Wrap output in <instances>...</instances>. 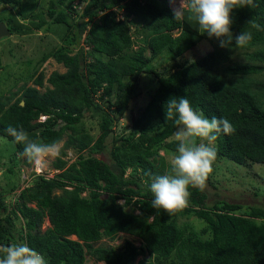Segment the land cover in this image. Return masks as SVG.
<instances>
[{
    "label": "trees",
    "instance_id": "16d2710c",
    "mask_svg": "<svg viewBox=\"0 0 264 264\" xmlns=\"http://www.w3.org/2000/svg\"><path fill=\"white\" fill-rule=\"evenodd\" d=\"M76 1L85 4L81 11ZM0 3L8 11V5L22 7L21 17L11 11L1 20L11 34L32 33L48 21L62 25L52 28L62 43L40 64L54 58L66 67L52 72L47 84L45 72L37 74L36 67L29 76L33 85L0 93V135L14 141L6 131L11 125L44 142L67 136L52 177L31 170L34 184L21 191L18 176L9 181V190L0 185V246L27 243L48 264H85L88 255L105 264H168L174 258L177 264H264V206L220 198L210 202L205 189L190 187L188 205L169 214L151 207L149 190L152 178L169 167L161 151L178 146L170 139L174 120L165 119L164 105L173 97L184 96L206 117L226 118L233 125L232 134L221 133L215 142V161L264 163V0L232 11L233 41L227 48L186 17L174 19L172 7L161 0H50L43 17L33 20L36 3ZM241 31L251 32L252 39L237 48ZM204 38L212 51L179 60ZM236 50L245 54L243 61L231 62ZM165 53L170 58L159 70L152 62ZM146 73L154 75L157 87L136 109ZM129 110L135 112L130 130L117 132ZM15 145L8 165L12 177L32 168L20 155L23 145ZM69 149L77 152L71 163L65 159ZM108 150L111 162L93 155ZM8 195L14 197L10 206ZM182 216H196L207 225L199 230L193 223L181 224ZM46 218L50 225L42 230ZM121 233L141 243L127 238L118 247L96 245Z\"/></svg>",
    "mask_w": 264,
    "mask_h": 264
},
{
    "label": "clouds",
    "instance_id": "9594fccd",
    "mask_svg": "<svg viewBox=\"0 0 264 264\" xmlns=\"http://www.w3.org/2000/svg\"><path fill=\"white\" fill-rule=\"evenodd\" d=\"M169 2L172 5L174 19L186 17L189 23L197 26L200 33H206L209 39L216 38L222 48L232 45V11L236 8L255 6L254 0H169ZM251 39V32L241 31L235 36V47H245ZM164 109L166 121L174 120L176 125L173 139L178 146L168 158V169L164 174L152 178L149 190L154 197L151 207L172 214L188 205L190 187L204 189L217 157L215 142L221 133L229 135L235 129L226 118L215 116L208 118L202 111L195 110L189 99L184 96L170 98ZM6 131L14 138L15 143L23 145L20 155L37 170L44 169L50 158L61 154L63 146L59 140L44 142L38 138L32 139L22 126L9 125ZM120 203L124 205V201ZM0 264H48V262L27 243L20 242L0 246Z\"/></svg>",
    "mask_w": 264,
    "mask_h": 264
},
{
    "label": "rangeland",
    "instance_id": "374dc122",
    "mask_svg": "<svg viewBox=\"0 0 264 264\" xmlns=\"http://www.w3.org/2000/svg\"><path fill=\"white\" fill-rule=\"evenodd\" d=\"M23 1V2H22ZM50 0H21V5L24 7H29L32 2L36 3V9L34 13L36 16L33 19H39L43 17L44 12L47 10ZM165 4L172 7L169 0H161ZM5 4L0 3V21L7 18L11 11L15 14L20 15V10L22 7L20 5H8L11 11L6 9ZM75 6L78 10H82L85 7L83 2H75ZM26 23L33 26L31 20H25ZM5 22V21H3ZM43 29L34 30V32L21 35V34H9L0 39V63L2 68L0 69V93L8 95L10 91H16L24 83L28 85H33L34 80L29 79V76L33 74L36 67H39V71L45 72V83L47 84V78L54 71L65 72L66 67L57 62L54 58H50L44 63L40 64L42 56L49 50L58 47L61 43V37L59 34L54 32L52 28L62 29L60 24H52L48 21ZM6 23V22H5ZM51 24V25H50ZM137 47V46H135ZM214 46L211 44L208 38H204L197 46L196 49L189 50L184 56L180 57L179 60L189 61L193 59L196 55H202L207 53V51H212ZM202 51V52H201ZM150 54V51L147 52ZM170 56L165 53L163 55L157 56L152 64L159 70H162L169 59ZM245 59V54L243 51L236 50L231 54V62L243 61ZM37 76H35L36 78ZM264 79V76H263ZM157 87V81L153 74L146 73L140 82L141 96L136 103V109L143 106L147 97L155 90ZM43 90V89H42ZM137 112V110H136ZM135 112L129 110L124 117L121 119V123L116 125L117 132H127L132 126V118ZM46 117L41 116L40 121L44 120ZM90 121V120H89ZM86 123L91 126V122H88L86 118ZM67 136L61 141L62 146L66 141ZM170 139H173V135ZM109 148L112 146L111 138L108 139ZM16 148L15 142L10 141L4 136L0 135V185L9 190L12 183L17 181V176L19 180L16 182L20 185V191L27 185L34 184L35 179L31 176V170L38 172H44L47 177H52L58 170L54 167V162L57 157L50 158L48 160L47 166L42 170H37L32 166L30 170L23 168L12 177L8 172V165L10 162V157ZM90 150H86L84 153L89 154ZM175 152L172 150H162L161 153L165 154L167 160L170 155ZM96 157L100 159L110 160L109 150L105 152H94ZM77 158V152L73 149H69L65 159L69 160V163L73 162ZM18 170V169H17ZM131 169L128 170L130 173ZM19 187V188H20ZM19 188L17 189L19 191ZM204 189L209 194V201L220 198L226 199L233 202L244 203L246 205H262L264 206V163H252V164H236L229 159H224L222 161H214L212 164V171L209 173L206 180V185ZM258 192V193H257ZM12 194L14 192H11ZM13 196L8 195L6 201L8 206L13 202ZM124 201V199L120 200ZM31 205V204H30ZM34 205V204H33ZM23 219L20 217L16 218L17 223H21ZM180 223L185 222L193 223L195 228L201 230L207 224L204 220L199 219L196 216H182L179 219ZM50 225L49 220L46 218L42 226V230H45ZM134 240L136 244H140L141 240L138 237L121 233L114 241L109 239H103L96 245H119L124 244L126 239ZM177 258L170 259L168 264H177ZM85 264H105L104 262H97L91 255L87 256V261Z\"/></svg>",
    "mask_w": 264,
    "mask_h": 264
},
{
    "label": "water",
    "instance_id": "95a60500",
    "mask_svg": "<svg viewBox=\"0 0 264 264\" xmlns=\"http://www.w3.org/2000/svg\"><path fill=\"white\" fill-rule=\"evenodd\" d=\"M10 34V30L5 22L0 21V39L4 36H7ZM22 104H24V101H22Z\"/></svg>",
    "mask_w": 264,
    "mask_h": 264
}]
</instances>
